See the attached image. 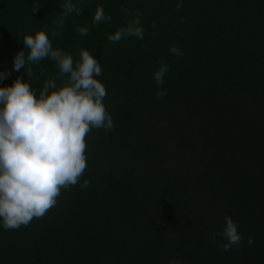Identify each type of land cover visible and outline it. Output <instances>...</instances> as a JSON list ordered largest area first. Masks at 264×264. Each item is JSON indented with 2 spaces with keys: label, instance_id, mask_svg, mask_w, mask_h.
Instances as JSON below:
<instances>
[{
  "label": "trees",
  "instance_id": "obj_1",
  "mask_svg": "<svg viewBox=\"0 0 264 264\" xmlns=\"http://www.w3.org/2000/svg\"><path fill=\"white\" fill-rule=\"evenodd\" d=\"M62 3L0 0V83L67 80L50 57L13 69L22 36L46 30L74 61L83 48L100 61L115 127L87 150V188L0 226V264H264V0H79L60 26ZM98 6L111 20L93 22ZM136 19L143 39H108ZM226 216L243 236L227 250Z\"/></svg>",
  "mask_w": 264,
  "mask_h": 264
},
{
  "label": "clouds",
  "instance_id": "obj_2",
  "mask_svg": "<svg viewBox=\"0 0 264 264\" xmlns=\"http://www.w3.org/2000/svg\"><path fill=\"white\" fill-rule=\"evenodd\" d=\"M78 3L79 0L75 3L63 0V16L58 25L63 26V17L78 11ZM177 6L182 7L183 0H177ZM105 19L111 20V16H106L103 6H98L93 22ZM89 30L77 28L82 35ZM51 35L57 32L53 30ZM127 36L143 39L139 19L116 29L108 39L118 42ZM22 39L25 47L15 53L13 61L17 73L26 64L50 57L67 80L58 85L56 78H49L39 90L19 75L11 84L0 83V226L5 229H18L34 218L45 216L58 203L62 189L78 183L87 188L89 179L81 183L88 167L86 138L93 128L115 127L104 103L108 94L106 85L98 78L102 65L92 51L81 49L79 61H74L70 52L53 46L46 30L25 34ZM170 51L182 54L175 46ZM168 68L167 63H162L153 73L158 85L163 84ZM8 75L10 72L0 70V81ZM157 95L166 93L161 89ZM225 221L222 235L227 241L222 247L227 250L240 244L243 236L230 216ZM215 236L211 234L213 240ZM247 243L253 244L254 238L249 237Z\"/></svg>",
  "mask_w": 264,
  "mask_h": 264
},
{
  "label": "rangeland",
  "instance_id": "obj_3",
  "mask_svg": "<svg viewBox=\"0 0 264 264\" xmlns=\"http://www.w3.org/2000/svg\"><path fill=\"white\" fill-rule=\"evenodd\" d=\"M101 130H96V129H92V131L88 134L87 136V150L92 153L94 152V150L98 149L101 146V139L104 137V135L106 134V130L104 128H101ZM86 171L84 172V176H87V174H85ZM172 246L168 245V247L166 248L167 251H169V249H171ZM171 264H179L178 261L175 260H171L170 261Z\"/></svg>",
  "mask_w": 264,
  "mask_h": 264
}]
</instances>
